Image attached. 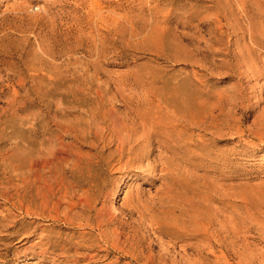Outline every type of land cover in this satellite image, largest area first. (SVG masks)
Here are the masks:
<instances>
[{
  "label": "rangeland",
  "instance_id": "1",
  "mask_svg": "<svg viewBox=\"0 0 264 264\" xmlns=\"http://www.w3.org/2000/svg\"><path fill=\"white\" fill-rule=\"evenodd\" d=\"M0 264H264V0H0Z\"/></svg>",
  "mask_w": 264,
  "mask_h": 264
},
{
  "label": "bare ground",
  "instance_id": "2",
  "mask_svg": "<svg viewBox=\"0 0 264 264\" xmlns=\"http://www.w3.org/2000/svg\"><path fill=\"white\" fill-rule=\"evenodd\" d=\"M88 199H89V198H88ZM56 200H57V199H56ZM81 200H83V199H81ZM73 201H74V200H73ZM86 201H87V203H88V200H86ZM91 201H92V199H91ZM43 202H44V201H43ZM55 202H56V201H55ZM81 202H82V201H81ZM83 202H85V201H83ZM83 202H82V203H83ZM89 203H92V202H89ZM59 205H60V204H59ZM89 205H90V204H89ZM93 205H94V204H93ZM95 206H96V205H95ZM64 207H65V206H64ZM66 207H67V206H66ZM66 207H65V208H66ZM71 207H72V206H71ZM84 209H85V208H84ZM66 210H67V209H66ZM89 210H90V208H89ZM93 210H95V209H93ZM93 210H92V211H93ZM107 210H108V209H107ZM62 211H63V209H62ZM69 211H70V210H69ZM67 214H68V213H67ZM89 214H90V213H89ZM89 214H88V215H89ZM64 216H65V215H64ZM69 216H71V215H69ZM65 217H66V219H67V216H65ZM87 217H88V216H87ZM87 217H86V218H87ZM89 218H90V217H89ZM108 218H109V217H108ZM108 218H107V219H108ZM98 221H99V220H98ZM106 222H107V221H106ZM205 225H206V224H205ZM119 228H120V227H119ZM205 228H206V227H205ZM113 229H114V228H113ZM113 229H112V230H113ZM212 229H213V228H212ZM109 230H110V229H109ZM114 230H115V229H114ZM103 232H104V231H103ZM109 232H110V231H109ZM207 232H208V231H207ZM101 233H102V231H101ZM106 233H107V231H106ZM116 233H117V232H116ZM214 233H215V232H214ZM118 234H119V233H118ZM118 234H117V235H118ZM107 235H108V234H107ZM110 235H111V234H110ZM115 235H116V234H115ZM117 235H116V236H117ZM113 236H114V235H113ZM119 236H120V234H119ZM111 237H112V236H111ZM109 239H110V238H109ZM117 240H118V238H117ZM112 241H113V240H112ZM42 253H44V252H42Z\"/></svg>",
  "mask_w": 264,
  "mask_h": 264
}]
</instances>
